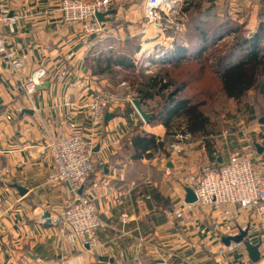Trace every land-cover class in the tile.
Here are the masks:
<instances>
[{
  "label": "crops",
  "instance_id": "1",
  "mask_svg": "<svg viewBox=\"0 0 264 264\" xmlns=\"http://www.w3.org/2000/svg\"><path fill=\"white\" fill-rule=\"evenodd\" d=\"M238 1L217 0L218 11L246 22L252 35L261 15L264 19V0H240L242 5L237 8ZM143 2L113 0L111 15L104 20L110 34L98 41L94 36L83 38L79 23L64 22L60 0H0L10 15L20 16L13 30L2 27V35L25 62L16 71L7 60H0V264H163L165 260L168 264H264V209L232 205L226 214L224 208L198 205L192 222L175 215L179 204L186 202V187H190L184 178H200L207 167L219 169L233 152L247 157L264 175L263 116L223 120L222 129L210 124L206 132L192 135L183 119H174L169 126L152 123L150 102L143 107L151 113L148 122L134 107L121 102L98 130L88 125V101L95 94L120 89L121 72L140 67L134 56L138 60L137 55L148 48L152 60L170 47L171 54L162 64L171 67L176 36L163 29L154 38L151 31L142 34ZM182 41L187 45L184 38ZM124 54L135 66L119 61L111 68L105 66L107 56ZM39 68L46 76L34 97L35 107L40 108L35 111L20 83ZM64 70L66 76L58 78ZM150 76L154 75L145 73L144 80ZM256 99V91L251 90L249 105L256 104ZM66 101L74 105H65ZM16 107L23 110L17 112ZM63 122L77 123L94 144L95 169L89 182L111 181L96 199L104 223L97 231L102 243L98 249L83 248L54 223L71 194L67 185L49 182L53 158L48 137L55 136ZM138 128L163 142L150 157H134L138 151L128 139ZM178 133L190 138L179 142ZM171 143L178 144L181 151L169 146ZM44 211L50 212L51 226L43 223ZM124 214L129 216L125 223ZM241 232H247L244 240L259 246L257 261L251 259L244 242L232 240ZM159 247L165 251H158Z\"/></svg>",
  "mask_w": 264,
  "mask_h": 264
},
{
  "label": "built area",
  "instance_id": "2",
  "mask_svg": "<svg viewBox=\"0 0 264 264\" xmlns=\"http://www.w3.org/2000/svg\"><path fill=\"white\" fill-rule=\"evenodd\" d=\"M186 1L144 0L142 34L146 35L151 31L154 38L158 36L159 29L171 30L173 34H183L187 28L182 12ZM112 6L113 0H60L59 9L65 23L81 25L83 38L94 36L101 41L110 33L107 22L99 20L97 13H105L104 17L107 19L111 15ZM19 18L18 15H10V9L0 3V60H7L16 71H20L25 66V62L15 48L6 45L2 27L7 25L13 30ZM170 54V51L163 49L144 65L147 68L155 63L165 62L164 59ZM138 64L140 66L141 62ZM66 73L65 70L60 72L58 78L63 79ZM45 76L46 71L39 68L20 83L27 103L33 106L35 111H40V108L35 107L34 97ZM133 100L134 96L130 92L124 97L112 93L93 95L86 105L88 125L94 131L98 130L105 123L108 113L119 109L121 102L134 107ZM65 105L71 106L74 103L66 101ZM22 110V107H16L17 112ZM176 138L180 142L189 139L190 136L178 133ZM261 141L264 142V138H261ZM113 145H118V141H113ZM169 146L178 152L181 151L178 144L171 143ZM47 148L53 158L49 182L67 185L71 193L65 201L63 214L56 217L54 223L59 224L60 231L66 233L72 240H76L83 248L98 249L102 243L97 238V231L104 223L99 216L96 199L103 189L110 187L111 181L104 178L89 182L95 169L94 144L84 137L77 123L63 122L55 136L49 135ZM183 182L194 190L197 200L193 203L179 204L175 210L176 218L179 220L192 222L194 210L198 205L224 208L226 214L230 213L228 206L232 205L246 209L257 207L264 209V175L257 172L249 159L239 152L231 153L228 163L219 169L207 167L200 178L187 176ZM128 219L127 214L122 216L124 223ZM158 251L165 249L159 247ZM168 253L169 258L172 257V254ZM163 264H168V260Z\"/></svg>",
  "mask_w": 264,
  "mask_h": 264
},
{
  "label": "trees",
  "instance_id": "3",
  "mask_svg": "<svg viewBox=\"0 0 264 264\" xmlns=\"http://www.w3.org/2000/svg\"><path fill=\"white\" fill-rule=\"evenodd\" d=\"M182 9L190 15L189 29L184 34L187 45L182 43L183 39L181 42L175 39L169 72L150 76L136 90L142 108L156 100V106H149L152 123L160 121L169 126L174 119H183L186 131L197 135L206 132L210 124L213 129H222L223 120L264 117L263 16L250 35L246 22L219 13L217 0H187ZM230 36H233V43L226 52L214 59L208 57L218 42ZM105 61L107 68L118 61L135 66L126 54L119 58L107 56ZM251 90L257 94V103L253 106L247 100ZM232 101L236 110L227 112L226 109L221 114ZM136 130L128 139L138 151L134 157H150L163 145L155 135L143 129Z\"/></svg>",
  "mask_w": 264,
  "mask_h": 264
},
{
  "label": "rangeland",
  "instance_id": "4",
  "mask_svg": "<svg viewBox=\"0 0 264 264\" xmlns=\"http://www.w3.org/2000/svg\"><path fill=\"white\" fill-rule=\"evenodd\" d=\"M241 2H240V0L238 1L237 8L242 5ZM184 5H185V3H184ZM184 5H183V7H184ZM182 12H183V9H182ZM183 14H184L183 17L185 18V21H186V25H188V22L190 20V15L188 13H184V12H183ZM187 29H189L188 26L186 28V31H187ZM186 31L183 34H175L176 37H174V38L176 39V41L183 39L184 38V34L186 33ZM168 32L170 33L172 31H168ZM232 41H233V36H230V37L224 39L222 42H218L216 44L217 45L216 49L214 48L208 54V57H210L211 59H214L215 57H217L218 55L222 54L223 52H226V50L229 47V44L233 43ZM156 49H158V48H156ZM156 49L153 50V52H155ZM170 49L171 48L169 47L168 50H170ZM149 50L150 49L147 48V49H145L143 54L137 55L138 60H137L136 56H134L135 58H133V59H135L134 61H135V63H137L138 66H139L138 63L141 62L140 67H137L136 69H134L132 72H129V73L122 71L121 74H120V79L119 80H121V82H122L121 84L122 85L124 83H125V85L121 87L122 89L120 88V89H117V90L112 91L110 93L115 94V95H117L119 97H124L127 92H130L132 94V96H134V99H135V98H137V96H136L137 84H138V82H141L142 80H144V74L145 73H149V75L150 74L151 75H155V74H166V73L169 72L170 68H167V66H165L166 63L162 64L163 62L155 63V64H153V66H149L147 68L145 67L144 63L151 59V58H148L149 57L148 56ZM254 100H255V98H254ZM256 102H257V99H256ZM150 105L152 107L156 106V100L150 101ZM235 107H236V104L234 102H229L228 105L226 106V108L221 111V114L223 112H225L226 109H227V112H228L229 110H231L232 108H235Z\"/></svg>",
  "mask_w": 264,
  "mask_h": 264
},
{
  "label": "water",
  "instance_id": "5",
  "mask_svg": "<svg viewBox=\"0 0 264 264\" xmlns=\"http://www.w3.org/2000/svg\"><path fill=\"white\" fill-rule=\"evenodd\" d=\"M105 13H97V18L99 20H105ZM133 104L135 109L137 110V112L139 113V115L141 116L142 119H144L146 122L149 121L150 117H151V113L146 112L141 105V100L139 98H135L133 100ZM111 115L108 113L106 115V119L110 118ZM186 203H193L196 202L197 197L196 194L194 192V190L191 187H186ZM43 223L46 226H51L52 225V220L50 217V212L49 211H44L43 213ZM247 235V232H241L239 235L232 237V240L236 241V242H244L250 257L253 261H257L260 258V251L258 249V245H253L250 243V241L248 240H244V237Z\"/></svg>",
  "mask_w": 264,
  "mask_h": 264
}]
</instances>
